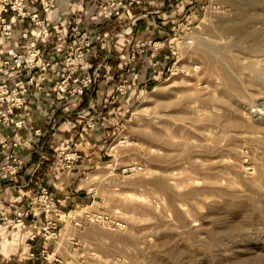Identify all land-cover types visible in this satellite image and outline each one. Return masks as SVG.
<instances>
[{
    "label": "rangeland",
    "instance_id": "obj_1",
    "mask_svg": "<svg viewBox=\"0 0 264 264\" xmlns=\"http://www.w3.org/2000/svg\"><path fill=\"white\" fill-rule=\"evenodd\" d=\"M189 1L177 18L190 14L193 44L183 34L164 78L118 116L101 113L89 199L47 237L52 264H264V0H193L187 11ZM49 219L31 230L43 236ZM23 227L0 234L3 264H29ZM73 236L69 258H54Z\"/></svg>",
    "mask_w": 264,
    "mask_h": 264
},
{
    "label": "crops",
    "instance_id": "obj_2",
    "mask_svg": "<svg viewBox=\"0 0 264 264\" xmlns=\"http://www.w3.org/2000/svg\"><path fill=\"white\" fill-rule=\"evenodd\" d=\"M25 1L30 8L40 6L39 1ZM65 1L72 4V8L67 11H63ZM100 3V0H58V6L51 14L53 23L57 24L58 28L68 27L72 30L85 25L101 28L111 33L112 37L119 36L117 40L120 46L111 47L110 50L108 46H99L96 49V54L90 57L94 64L90 71L97 69L99 77L93 87L87 88L82 95L54 102L44 96L50 88L43 93L35 90L30 93L31 108L27 123L33 127L41 126L50 132L44 148L41 146L42 141L36 139L30 147L21 149L25 165L19 173L12 177L0 176V215L6 214L9 218L4 220V229L11 224H18L24 226L23 231L26 227L30 228L31 233L30 222L34 216H37L39 224H44L49 215L39 213L37 204L28 207L31 198L39 193L42 186L56 192L59 203L56 218L68 228L70 224L67 215L75 212L78 206L89 199L84 179L90 170L101 162L100 139L105 136L106 131L98 121L101 113H115V116H118L125 112L135 95L154 86L170 69L171 57L168 48L158 45L174 34L171 26L180 14V9L187 5V0H144L142 4L131 6L128 13L124 11L123 20H119L118 16L106 18L99 9ZM192 7L187 6L186 10ZM4 13L10 16L13 10ZM24 28L16 27L13 36L1 47L7 49L14 43L24 46L27 41V38L21 35ZM129 28L130 30H125ZM55 38L56 34H53L46 55L61 58L62 53L51 52ZM132 52H135L134 58L127 61L125 56ZM125 76H128L130 86L128 84L127 91L119 95L117 85ZM114 94H118V101L112 100ZM92 100L96 106L89 112L94 121L89 126L81 121L79 115H83L82 109ZM39 102L40 109L37 106ZM116 105L118 107L115 108ZM72 153L76 154V161L71 159ZM20 208L29 209L24 215L23 224L16 222V211ZM20 234L19 232L18 236ZM41 235L44 237L40 234L34 238L27 236L30 238L27 244L31 250L24 257H28L29 264L53 263V258L45 255V251L52 245V240L47 238L44 232ZM74 240V236L69 238L67 250H63L59 257L54 258L62 261L64 258L68 259V252L75 247ZM40 254L47 259L40 260ZM22 261L23 257L17 258V262Z\"/></svg>",
    "mask_w": 264,
    "mask_h": 264
},
{
    "label": "built area",
    "instance_id": "obj_3",
    "mask_svg": "<svg viewBox=\"0 0 264 264\" xmlns=\"http://www.w3.org/2000/svg\"><path fill=\"white\" fill-rule=\"evenodd\" d=\"M36 1L40 2V6L30 8L25 0H0V176L3 177H12L23 169L25 160L21 152L22 148L30 147L36 139L42 141V148L47 144L50 130L41 126L33 127L27 123L26 119L31 108L30 93L33 90L43 93L50 88L51 90L44 96L54 102L82 95L87 88L93 87L99 77L97 69L94 72L90 71L94 65L90 57L96 54L99 46L105 47L108 44L109 50L111 48V41L108 42L106 39L108 31L90 25L75 27L72 30L68 27L58 28L51 16L58 6V0ZM100 1L99 9L104 16L106 18L118 16L119 20H123L124 11L128 13L131 6L144 2V0ZM189 4H193V0H190ZM70 8H72L71 2L65 1L63 11ZM7 10H13V13L7 16L4 13ZM189 17L190 14L187 13L184 17L177 18L171 26L174 34L158 45L168 48L171 57L170 66L176 65L179 60V42L182 35L184 34L187 44L194 42L192 34L188 33L191 27ZM16 27L24 28L21 35L27 38L26 44L20 46L14 43L3 49L1 46L13 36ZM53 34H56V42L51 52L62 53L61 58L46 55ZM134 56L135 52H132L125 56V59L130 61ZM128 84V76H125L117 85L118 94L126 92ZM118 94L112 95L113 101L119 98ZM37 106L40 109L41 103H37ZM95 106L96 103L92 100L82 109L83 115H79L81 121ZM91 119L87 121L89 126L94 122L92 116ZM141 168L142 166L138 164H127L121 166V171L129 174ZM36 204L39 206V213L43 212L50 216L49 222L41 226L45 236L56 237V229L61 224L57 218L51 217L59 210L56 196L46 186H42L39 193L31 198L28 207ZM28 210V208L18 209L16 222L23 224L24 215ZM74 215L72 222L78 226L83 225L82 218H78L81 214L77 212ZM98 216L104 217L105 214L103 212L87 214L92 220L97 219ZM6 219H9L6 214L0 215V232L4 229ZM30 224L36 226L37 216L32 218ZM36 236L37 232L31 231L30 237ZM74 242L78 243V241ZM0 264L3 262L0 261Z\"/></svg>",
    "mask_w": 264,
    "mask_h": 264
}]
</instances>
